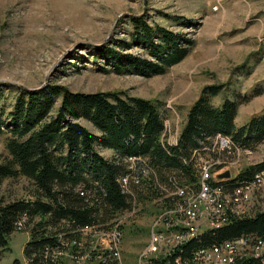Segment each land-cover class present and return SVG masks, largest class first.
Instances as JSON below:
<instances>
[{"label": "trees", "instance_id": "obj_1", "mask_svg": "<svg viewBox=\"0 0 264 264\" xmlns=\"http://www.w3.org/2000/svg\"><path fill=\"white\" fill-rule=\"evenodd\" d=\"M127 21V39L94 49L95 57L102 58L113 73H163L187 54L192 43L158 23H148L144 16H129ZM130 44L141 47L146 57L126 52ZM222 87L212 84L200 90L186 111L177 142L168 144L161 141L163 115L154 101L120 91L72 92L56 84L30 90L0 85V97L3 89L11 93L0 104V135H4L8 155L0 162V185L4 179L22 177L31 187L28 199L0 196V255L7 250L8 236L23 219L22 231H28L22 250L26 264H58L49 255L51 249H63L61 240L76 239L72 229L110 221L114 214L128 209L133 194L134 199L142 196L143 183L169 186V177L196 183L191 153L216 134L229 135L236 146L250 149L264 137V112L235 126L237 102L228 97L217 104L211 101ZM100 149L113 154L103 157ZM137 156L146 160L151 173L139 186H130V195L119 186L127 175L125 158ZM263 170L264 159L225 180L223 187L227 191L251 182L252 176ZM263 234L264 211L232 216L220 227L192 238L182 251L188 255L223 240ZM176 258L177 250L166 256V260ZM98 264H105V256Z\"/></svg>", "mask_w": 264, "mask_h": 264}, {"label": "rangeland", "instance_id": "obj_2", "mask_svg": "<svg viewBox=\"0 0 264 264\" xmlns=\"http://www.w3.org/2000/svg\"><path fill=\"white\" fill-rule=\"evenodd\" d=\"M129 16H144L148 23H158L191 40L187 54L160 74L109 71V65L95 57L94 49L127 39ZM263 35L264 0H0V85L30 90L56 84L72 92L120 91L148 99L159 104L167 130L162 137L173 142L188 107L207 85L223 86L212 103L224 97L237 102L235 126L264 112ZM125 51L146 57L134 44ZM2 92L0 104L2 98L11 96L6 89ZM58 102L57 98L55 105ZM78 121L92 130L86 121ZM223 137L216 134L209 145H217V139ZM207 147L193 150L192 162L211 158ZM105 154L106 158L111 156ZM7 157L4 135H0V162ZM263 159L264 137L250 149L234 144L230 154L221 156L225 164L217 176L228 171L224 181L229 180ZM30 190L24 178H7L0 185V196L5 200L28 199ZM169 191L166 184L143 183L142 196L134 201L135 211L114 214L111 220L126 216L118 246L123 264H137L138 253L147 243L149 223L167 204ZM225 199V208L235 217L264 211V180L259 187L243 190L238 201L228 196ZM27 241L28 231H13L0 264H12L13 260L26 264L22 250ZM101 260L97 259V264ZM61 264L72 262L64 255Z\"/></svg>", "mask_w": 264, "mask_h": 264}, {"label": "built area", "instance_id": "obj_3", "mask_svg": "<svg viewBox=\"0 0 264 264\" xmlns=\"http://www.w3.org/2000/svg\"><path fill=\"white\" fill-rule=\"evenodd\" d=\"M166 131L164 124L160 136ZM206 154L211 155V158L200 163L195 159L191 164L192 169L195 168L198 173L196 183L168 178L170 191L167 194V204L151 219L147 243L138 253L137 264H252L249 263L252 261L264 264L258 262V255H264V234L223 240L183 255L182 247L188 242V234L220 227L231 217V212L225 210L227 200L224 199V192H231L232 199L237 200L239 197L238 184L226 191L223 187L225 178L217 176V171L225 164L221 156L230 154V146L218 138L217 145L208 143ZM126 168L125 186L119 187L122 192L132 195L130 186H139L151 173V169L146 161H142V157L129 159V166ZM250 180H255L259 187L264 180V172L260 176H252ZM134 201L133 194L130 207L121 213H133ZM125 217L72 229L71 232L77 234L76 239L68 243L61 240L63 249H51L50 257L58 264L62 263L64 255L72 264H96V257L105 255V264H123L118 246L122 237V220ZM22 221L23 219L16 227L19 231H22ZM250 239H257V247H250ZM170 250H177L176 259L166 260V252Z\"/></svg>", "mask_w": 264, "mask_h": 264}, {"label": "bare ground", "instance_id": "obj_4", "mask_svg": "<svg viewBox=\"0 0 264 264\" xmlns=\"http://www.w3.org/2000/svg\"><path fill=\"white\" fill-rule=\"evenodd\" d=\"M166 122V121H165ZM217 137V136H216ZM221 139V138H220ZM225 139V140H223ZM223 141L225 143H228L227 145L230 146V149L234 147V144H233V141H231L230 138H228L227 136H224L223 137ZM133 158H140V156H137V157H127L125 158V162L127 163V167L129 166V159H133ZM142 161H146L143 157H142ZM262 175V173H261ZM254 176H260V175H254ZM126 177L127 175L124 177V181H123V186H125V182H126ZM123 180V179H122ZM122 183V182H121ZM255 185H257V182L255 180L251 181V182H245V183H242L240 185H238V193L241 194L243 190L245 189H248V188H252L254 187ZM262 185V184H261ZM260 185V186H261ZM231 197L232 198V193L231 194H227V193H224V199L226 197ZM226 200V199H225ZM238 201V199H237ZM227 202V201H226ZM235 202V201H234ZM229 203V202H228ZM231 203H232V200H231ZM225 210L227 211V209L225 208ZM230 211V210H229ZM228 211V212H229ZM232 212H231V217H232ZM244 216V214H243ZM235 217V216H234ZM240 217V216H239ZM200 231L202 230H197V231H192V233L188 234V241H190L192 238H195L197 236L200 235ZM250 247H257V239H250ZM173 252V250H170V251H167L166 252V256L170 255L171 253ZM103 256L105 255H98L96 257V264H97V259H100L102 257V260H103ZM258 262H264V255H258Z\"/></svg>", "mask_w": 264, "mask_h": 264}, {"label": "crops", "instance_id": "obj_5", "mask_svg": "<svg viewBox=\"0 0 264 264\" xmlns=\"http://www.w3.org/2000/svg\"><path fill=\"white\" fill-rule=\"evenodd\" d=\"M161 141L162 142H166V143H168V144H175L176 142H177V136H176V138L174 139V141L172 142V141H169L168 139H167V136H165V137H162L161 136ZM99 153L103 156V157H105V153H107V155H112L113 153L110 151V150H107V149H100L99 150ZM107 157V156H106Z\"/></svg>", "mask_w": 264, "mask_h": 264}, {"label": "water", "instance_id": "obj_6", "mask_svg": "<svg viewBox=\"0 0 264 264\" xmlns=\"http://www.w3.org/2000/svg\"><path fill=\"white\" fill-rule=\"evenodd\" d=\"M219 178H228L229 177V172L224 171L218 175Z\"/></svg>", "mask_w": 264, "mask_h": 264}]
</instances>
